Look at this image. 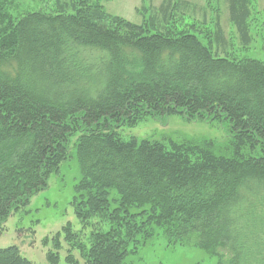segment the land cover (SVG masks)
<instances>
[{
	"label": "trees",
	"instance_id": "obj_1",
	"mask_svg": "<svg viewBox=\"0 0 264 264\" xmlns=\"http://www.w3.org/2000/svg\"><path fill=\"white\" fill-rule=\"evenodd\" d=\"M33 1L19 13L0 1V231L75 152V214L93 229L85 243L64 228L66 264H128L162 234L227 250L220 264H264V61L231 53L219 15L210 30L202 10L211 33L198 30L185 0L144 5L139 24L106 0ZM223 1L250 48L252 0ZM173 115L226 126V153L212 141L125 139ZM0 264L34 263L13 246Z\"/></svg>",
	"mask_w": 264,
	"mask_h": 264
},
{
	"label": "rangeland",
	"instance_id": "obj_2",
	"mask_svg": "<svg viewBox=\"0 0 264 264\" xmlns=\"http://www.w3.org/2000/svg\"><path fill=\"white\" fill-rule=\"evenodd\" d=\"M10 1H12V9L17 10V13L34 10L41 5L33 0ZM162 1L164 0H146L144 4V0H106L105 7L110 14L139 24L142 22V16L139 14L142 7L149 4L157 7ZM185 1L197 8L195 11H190V14L196 15L195 19L199 21H195L194 18L189 21L196 23L198 30L211 33L215 18L219 15L226 40L231 44V53L239 57L264 61V0H252L253 16L256 18L251 30L253 44L248 49L241 46L234 27L229 23L227 6L223 0H212L211 7H206L208 0ZM202 10L206 11L205 24L210 30L199 24L203 20ZM125 134V139L134 137L139 141L149 139L165 144L169 141L178 143L212 141L217 145L218 151L224 154L228 149L230 139L226 126L221 123L189 121L178 115L165 119L147 117L135 128L128 129ZM80 179L79 163L73 152V158L64 163L60 171L50 178L48 187L33 196L28 206L14 212L3 225L0 231V249L16 246L22 255L34 264H49L47 253L54 249V238L60 234L62 247L59 251V264H66L65 260L70 247L64 228L70 225L72 231L78 234L79 239L85 243L88 242L93 229V227L84 228L75 214L73 200L76 196L75 187ZM92 223L96 225L97 220H93ZM102 227L105 229L104 224ZM47 239L48 242L45 243ZM216 252V255H213V253L202 250L197 246L195 238L186 243H171L162 234L149 241L138 254L132 255L128 264H220L221 260L225 261L231 256L224 249H218ZM74 254L79 259V254L77 252ZM80 262L84 263L81 260Z\"/></svg>",
	"mask_w": 264,
	"mask_h": 264
},
{
	"label": "bare ground",
	"instance_id": "obj_3",
	"mask_svg": "<svg viewBox=\"0 0 264 264\" xmlns=\"http://www.w3.org/2000/svg\"><path fill=\"white\" fill-rule=\"evenodd\" d=\"M88 3V2H87ZM90 4V3H89ZM91 8V7H90ZM222 249V248H221Z\"/></svg>",
	"mask_w": 264,
	"mask_h": 264
}]
</instances>
